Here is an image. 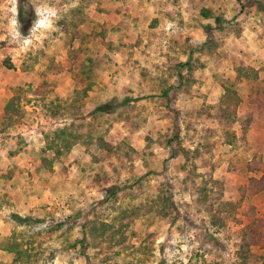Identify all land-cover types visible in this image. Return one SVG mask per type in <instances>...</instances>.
Masks as SVG:
<instances>
[{
    "label": "rangeland",
    "instance_id": "1",
    "mask_svg": "<svg viewBox=\"0 0 264 264\" xmlns=\"http://www.w3.org/2000/svg\"><path fill=\"white\" fill-rule=\"evenodd\" d=\"M263 162L264 0H0V264H264Z\"/></svg>",
    "mask_w": 264,
    "mask_h": 264
},
{
    "label": "crops",
    "instance_id": "2",
    "mask_svg": "<svg viewBox=\"0 0 264 264\" xmlns=\"http://www.w3.org/2000/svg\"><path fill=\"white\" fill-rule=\"evenodd\" d=\"M127 1H129L131 3H136V2H138L140 0H127ZM131 13H133V15L131 17H129L130 23L127 20V18H124L121 15H120L121 17L119 16V18H118V22L121 23L120 24L121 27H122V25H124V26L126 25L128 27V29H129V26L131 24V28H132L131 29L132 30L131 32L134 33L133 30H135V26L132 23L131 18H133V20H134V17H136V16L138 17L139 16V11L138 10H135V12H132L131 11ZM141 14H142L141 15L142 17H143V15H145L144 12H141ZM161 15H162V13L161 14H158L156 12L153 13V11H152V12H150V16H149L150 19L148 21H146V24L148 26V29L150 30V33H152L153 36H155L158 31H161L164 28V26H165L164 25L165 22H167V20L164 17H161ZM204 18L203 19L206 20V19H211L213 17L210 16V17H204ZM171 20H174V18L172 17V14H171V19L169 21H171ZM207 23L208 22L205 23L206 25L204 24L205 25L204 28H209V27L211 28L212 26L209 23L208 24ZM175 26L177 27V25H175ZM124 32H125V30H119V32L117 31L116 34H115V36H114L115 43H116V41L119 43V44H117V48L118 49H116V51H117L116 54L117 55H120L119 58L121 60H118L116 62H118V65H120V66L123 65L124 61H126V59L128 57L127 56V52L125 51V48L123 46V41H122ZM126 37H128V39L133 38V37L130 38V35H127ZM138 37L139 36L137 34H135V38H138ZM163 93H164V95H166L168 92H167V90L166 91L163 90Z\"/></svg>",
    "mask_w": 264,
    "mask_h": 264
},
{
    "label": "trees",
    "instance_id": "3",
    "mask_svg": "<svg viewBox=\"0 0 264 264\" xmlns=\"http://www.w3.org/2000/svg\"><path fill=\"white\" fill-rule=\"evenodd\" d=\"M204 15H205V17H210L211 15H212V13L211 12H204ZM216 20L219 22V19L218 18H216ZM207 27V26H206ZM208 30H210V28H207ZM90 86V85H89ZM225 98V97H224ZM128 99L126 98L125 99V101H127ZM124 102V101H123ZM10 106H9V104L8 105H6V109H8ZM97 109L98 110H100V111H107V110H109L110 109V106H109V104H103V105H101V106H98L97 107ZM221 112L220 113H218V118L221 120V121H223V118H225V115H226V107L225 108H222L221 110H220ZM102 141V140H101ZM264 163V162H263ZM262 163V164H263ZM264 165V164H263ZM264 188V186L263 187H261V190ZM159 213V212H158ZM101 234H103V232H100L98 235L100 236ZM92 236L93 237H96L97 236V234L95 233V230L94 231H92ZM259 243H261V241H259L257 244H259ZM242 249H244L243 250V253L241 254V258L243 259V261H245V260H247L249 257H250V254L252 253L250 250H248L247 252L245 251L246 249H247V247H244L243 245H242Z\"/></svg>",
    "mask_w": 264,
    "mask_h": 264
}]
</instances>
